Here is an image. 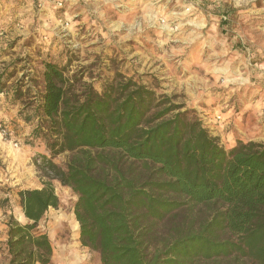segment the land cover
I'll list each match as a JSON object with an SVG mask.
<instances>
[{
	"label": "trees",
	"instance_id": "16d2710c",
	"mask_svg": "<svg viewBox=\"0 0 264 264\" xmlns=\"http://www.w3.org/2000/svg\"><path fill=\"white\" fill-rule=\"evenodd\" d=\"M38 103L20 116L44 145L38 169L77 197L82 247L100 264H264V145L225 149L201 122L133 79L117 75L96 91L47 62ZM0 70V96H31ZM35 98V97H33ZM68 154L65 168L53 163ZM25 224L9 217L8 264H49L38 226L59 199L47 182L17 193Z\"/></svg>",
	"mask_w": 264,
	"mask_h": 264
},
{
	"label": "rangeland",
	"instance_id": "374dc122",
	"mask_svg": "<svg viewBox=\"0 0 264 264\" xmlns=\"http://www.w3.org/2000/svg\"><path fill=\"white\" fill-rule=\"evenodd\" d=\"M32 2L0 0V70L8 69L11 81L22 79L31 93L17 100L6 92L0 96V264H8L9 217L27 222L17 193L47 182L59 199V207L49 209L38 226L52 246L49 264H100L98 254L79 242L76 195L38 169L44 145L26 143L36 121L25 122L19 113L38 103L47 62L66 66V76L91 83L96 91L117 75L131 78L198 119L225 149L246 131L253 136H240L244 141L264 145L262 136L253 141L264 132V81L248 79L233 34L248 38L247 17L254 7L247 0H82L78 18L66 19L67 37L43 25L50 26L52 18L48 23L33 17L31 6L35 13L39 6ZM68 157L52 161L65 168Z\"/></svg>",
	"mask_w": 264,
	"mask_h": 264
},
{
	"label": "crops",
	"instance_id": "0c3cea01",
	"mask_svg": "<svg viewBox=\"0 0 264 264\" xmlns=\"http://www.w3.org/2000/svg\"><path fill=\"white\" fill-rule=\"evenodd\" d=\"M32 1L37 2L39 6V9L36 13L33 6H31L30 11L33 13L32 16L36 19H42L44 17L45 19H43L48 23L50 22V18H52L53 22L50 23V26L47 23H44L43 25L46 28L53 26L54 31H56L55 34L57 35V37H67V34L70 33L69 28L65 29L62 26L63 20L67 19L72 21L73 19L78 18L81 13L79 9V3L82 0H60L63 3V8L60 10H57L48 0ZM249 3H251V6L254 7V10L249 11L247 17L249 31L248 38L245 39L244 36L236 33V31L233 32V34L234 38L237 41L238 48L243 55V66H245L249 74H251V77H249L248 79H261L264 81V55H261L259 51L264 50V40H262V38H264V0H247L246 5H248ZM256 3H260V7H255ZM219 20L223 24L228 21L226 15L224 14L219 17ZM36 21V25L38 27V20ZM234 81L239 83L240 79ZM240 136L247 138L252 137L253 135L252 133H250V131H246L242 132ZM240 136L239 139L243 140V138ZM260 136L264 138V132L262 135H257V137L253 141H257V138H260ZM45 155L46 151H44V156ZM52 258L53 255L51 259Z\"/></svg>",
	"mask_w": 264,
	"mask_h": 264
},
{
	"label": "built area",
	"instance_id": "2783aa9c",
	"mask_svg": "<svg viewBox=\"0 0 264 264\" xmlns=\"http://www.w3.org/2000/svg\"><path fill=\"white\" fill-rule=\"evenodd\" d=\"M57 10L63 8V3L60 0H48ZM65 29L69 28V23L66 20H63V25ZM1 36V33H0ZM217 119L220 120V117L217 116ZM2 133L5 134V131L2 130Z\"/></svg>",
	"mask_w": 264,
	"mask_h": 264
},
{
	"label": "bare ground",
	"instance_id": "6f19581e",
	"mask_svg": "<svg viewBox=\"0 0 264 264\" xmlns=\"http://www.w3.org/2000/svg\"><path fill=\"white\" fill-rule=\"evenodd\" d=\"M75 224L77 225V223L75 222Z\"/></svg>",
	"mask_w": 264,
	"mask_h": 264
}]
</instances>
